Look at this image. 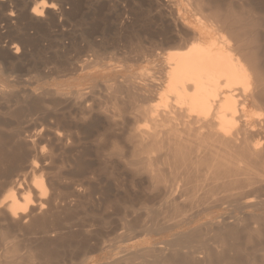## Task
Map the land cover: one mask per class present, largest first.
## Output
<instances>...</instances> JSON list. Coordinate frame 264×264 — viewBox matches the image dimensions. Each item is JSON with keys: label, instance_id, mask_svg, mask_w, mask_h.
Masks as SVG:
<instances>
[{"label": "bare ground", "instance_id": "1", "mask_svg": "<svg viewBox=\"0 0 264 264\" xmlns=\"http://www.w3.org/2000/svg\"><path fill=\"white\" fill-rule=\"evenodd\" d=\"M80 1L0 0V222L5 233L38 238V245L28 241L26 255L28 261L38 259L37 264L59 260L51 246L64 238L62 255L67 252V257L78 259L75 264L95 261L90 258L94 244L83 226L72 230L67 219L58 224L54 219L67 211L69 202L59 190L62 176L54 171L53 158L55 151L66 152L85 134L82 125L97 129L93 101L97 86H115L140 103L130 109L132 115L135 112L133 122L124 124L135 139L134 148L146 158L160 149L185 150L200 162L214 148L230 154L228 163L234 167L242 164L244 153L253 155L262 172L247 174L248 190L233 196V209L220 219L179 232L171 241L148 243L139 254L128 248L125 255L103 264H133L136 257L144 258L140 264L244 263L242 253L250 251L243 252L247 242L239 239V233L245 232L247 240L264 239V199L259 196L264 191V56L256 54L240 26L210 11L219 0H97L98 8L117 12L119 25L136 21L138 11L154 13L160 28L152 33L131 30L126 41H144L145 35L149 41H171L172 49L155 71L142 68L122 76L124 64L104 59L108 47L97 42L105 41L103 32L86 46L94 53L92 59L83 56L76 42H65L68 26L83 15L75 10ZM249 3L264 8L263 1ZM49 35L61 57H48L44 41ZM69 52L74 53L72 59L64 57ZM216 142L222 147L217 149ZM73 164L77 169L73 178L79 180L69 179L66 184L81 195L79 181L87 178L90 168L77 160ZM24 170L31 174L26 184L17 176ZM179 190L171 184L165 193L174 200ZM211 204L210 208L220 206ZM205 233L212 244L202 242ZM251 261L245 264H264V257L259 263Z\"/></svg>", "mask_w": 264, "mask_h": 264}, {"label": "rangeland", "instance_id": "2", "mask_svg": "<svg viewBox=\"0 0 264 264\" xmlns=\"http://www.w3.org/2000/svg\"><path fill=\"white\" fill-rule=\"evenodd\" d=\"M249 1L251 3L264 2V0H219L217 5L214 4L215 7L211 4L210 11L216 16L219 14L218 17L222 19L224 17L231 19L230 21L236 27L240 26V31L246 33V37L251 40L253 50L259 57H262L264 56V8L263 6L259 9L258 7L253 8V4L250 5ZM75 10L82 13L83 17L81 16V21H73L68 26L65 42H76L77 49L84 51H82L83 56L92 59L94 53L92 50H87L86 46L92 42L91 37L96 36L97 41L98 32H103L105 41L97 42L108 47L104 59L111 62L120 61L124 64L126 69L122 76L129 74L130 71H141L142 68L150 72L155 71L165 52L172 49L171 41H149L148 35H145L144 41H126V36L131 30L139 31L140 29L152 33L160 28L153 12L138 11L135 14L136 21L119 25L115 22L117 12L109 8H98L97 0H81ZM129 17L131 18L130 15ZM124 18L126 19L127 16ZM75 22L76 25H74ZM241 27H244L246 32ZM82 37L85 38L82 39ZM44 43L48 47V57L56 55L61 57V52L53 48L56 41L51 35ZM124 54L126 57L121 61ZM64 57L72 59L74 53L69 52ZM121 77L118 80L121 81ZM97 89L93 98L97 129L91 125H82L85 134L66 152L55 151L53 158L54 171L61 173V182L64 183L63 185L60 183L59 190L66 198L68 197L67 202H69L67 211H62V213L60 211L54 219L57 224L62 221L64 223L67 219L72 230H78L83 226L85 233L91 237V243L94 244L90 258H95V261H89L87 264L109 262L113 258L122 256L123 253L125 255L128 248L129 252L139 254L138 250L149 246L148 243L171 241L179 232L220 219V216L233 209V196L243 191L246 192L249 188L245 185L247 174L250 172L261 174L262 170L255 156L244 153L242 164L234 167L228 163L232 159L230 154L224 151L217 153L214 148L203 154L199 159L200 162L197 161L194 153H188L185 150L177 152L160 149L146 158L145 154L134 148L135 139L129 136L128 127L124 124L133 122L135 112L132 115L130 109L140 103L135 102L128 91L115 86L106 89L98 85ZM50 109L58 110L51 107ZM254 110L256 108L253 107L252 111ZM90 127H92L91 130ZM214 146L217 149L222 147L218 142L214 143ZM76 160L90 168V173L86 175L87 178L79 181L83 186V190L80 191L81 195H77L66 184L69 179L79 180V178H73L77 170L73 164ZM29 173L24 170L18 172L17 176L25 180L26 184L31 178ZM171 184L178 185L181 190L174 200L165 193L166 187ZM261 191L259 196L261 195L260 197L264 199V191ZM70 197H72L71 200ZM212 202L220 206L210 208ZM144 229L147 230L146 233ZM64 231L66 232V230L62 232ZM0 233L4 234L3 240L0 239V264L38 263V259L26 260L29 251L28 241L30 240L32 245L33 243L38 245L40 240L37 237V239L29 236L26 238L21 232L5 233L2 222H0ZM251 238L247 240L245 232L239 233V239L244 241L243 243L247 242L245 243L247 248L242 246L243 252L247 249L250 251V254L248 251L241 252L243 255L238 254L239 258L245 256L242 257L244 260L242 264L248 261L247 257H250L249 259L253 257L257 263L264 257L263 237L259 238V241L257 237ZM64 239L53 244L51 250L55 247V250H52L53 253L60 255L57 260L58 264H72L73 262L75 264L78 259L70 255L67 257V252L62 255L66 251L64 249L67 239ZM249 240H252L255 246ZM143 241H146V244L133 248L135 244ZM202 242L212 244L211 236L205 233L202 236ZM58 243L59 247H57ZM257 244L260 246L257 247ZM250 246L253 247L249 248ZM260 256L262 259L259 258ZM70 258L73 261L69 262ZM142 259L144 258L136 257L132 263L140 264ZM253 259L251 260L254 261ZM57 261L54 264H57Z\"/></svg>", "mask_w": 264, "mask_h": 264}]
</instances>
